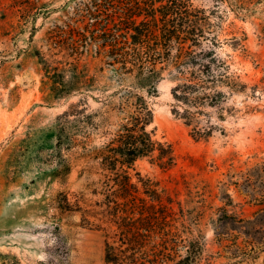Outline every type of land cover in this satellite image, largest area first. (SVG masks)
I'll list each match as a JSON object with an SVG mask.
<instances>
[{
  "label": "rangeland",
  "instance_id": "1",
  "mask_svg": "<svg viewBox=\"0 0 264 264\" xmlns=\"http://www.w3.org/2000/svg\"><path fill=\"white\" fill-rule=\"evenodd\" d=\"M14 1L0 0V264H110L105 260V240L107 233L117 230L118 219L101 193L108 171L75 143L66 150L71 172L64 178L56 174L58 115L82 94L73 90L57 95L53 71L37 55L40 49L49 58H59L61 67L74 60L50 50L45 40L72 2L39 0V5L47 2L49 11L34 16ZM190 2L206 11L221 40L216 45L204 40L202 46L215 48L246 86L234 92L226 84L222 87L227 95L220 106H205L208 113L197 119L203 126L211 121L214 131L199 138L193 125L172 111V66H166L157 95L148 96L154 118L147 129L173 144L176 163L163 167L143 158L130 171L133 180L140 172L173 199L177 214L168 227L170 256L163 264L184 256L192 240L202 245L196 264H264L263 253L234 254L235 241L244 244V236L235 234L232 223L225 230L232 231L228 238H218L219 217L226 212L248 218L264 208L262 188L256 181L257 189L245 181L247 171L262 173L256 165L264 163V0ZM78 60L97 78V86L85 95L89 110H98L96 120H106L92 131L88 146L101 145L133 110L125 104L124 109L105 112L103 100L130 85L133 75L118 72L93 51ZM137 91L147 95L144 89ZM113 99L119 105L121 99ZM60 192L79 208H61Z\"/></svg>",
  "mask_w": 264,
  "mask_h": 264
},
{
  "label": "trees",
  "instance_id": "2",
  "mask_svg": "<svg viewBox=\"0 0 264 264\" xmlns=\"http://www.w3.org/2000/svg\"><path fill=\"white\" fill-rule=\"evenodd\" d=\"M70 1L69 8H65L68 2L64 5L65 17L47 31L45 40L50 50L57 49L74 60L65 61L68 65L61 67V59L49 58L37 50L40 61L53 71V90L57 95H70L73 90L82 94L58 115L56 174L67 177L73 163L66 150H71L75 143L82 144L83 154L98 160L108 171L101 193L118 219V227L113 235H106L107 263L163 264L170 256L167 251L171 241L168 227L177 214L173 199L165 197L152 179L143 177L140 172H137L138 180H133L130 171L143 158L163 167L176 163L173 144L155 137L154 132L147 129L154 118L148 96L157 95L164 77L163 69L172 66L171 93L175 100L172 111L187 125H193V134L201 138L211 136L214 131L211 121L205 126L197 121L199 115L208 113L205 106H220L227 95L222 88L225 84L229 92L243 90L246 85L215 48L202 46L204 40H209L212 45L221 40L213 29L210 16L203 8L193 6L190 0ZM14 5L34 16L49 11L47 2L39 5V0H15ZM92 51L116 66L118 72L133 75L130 85L114 90L103 100L107 107L105 112L117 107L124 109L125 104L133 110L109 140L90 147L88 141L92 131L99 129L106 120V117L96 120L98 110H89L85 95V91H92L97 86V78L78 59ZM139 89H144L147 95L138 92ZM114 97L121 99L119 105L114 104ZM219 116L224 119L223 113ZM80 135L84 136L81 141ZM256 167L263 172L247 171L245 181L257 189L256 181L264 194V163ZM59 195L61 208H79L80 205L75 206L65 192ZM219 221L218 238L221 241L232 232L225 231L231 223L238 230L235 234L244 236V244L235 241L236 256L264 254V208L248 218L226 212ZM201 254L200 241L192 240L184 256L167 264H196Z\"/></svg>",
  "mask_w": 264,
  "mask_h": 264
},
{
  "label": "bare ground",
  "instance_id": "3",
  "mask_svg": "<svg viewBox=\"0 0 264 264\" xmlns=\"http://www.w3.org/2000/svg\"><path fill=\"white\" fill-rule=\"evenodd\" d=\"M168 89H169V91H171V86H169V88H168Z\"/></svg>",
  "mask_w": 264,
  "mask_h": 264
}]
</instances>
